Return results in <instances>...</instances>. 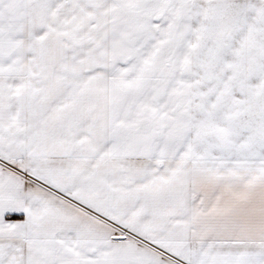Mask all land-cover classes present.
<instances>
[{"label": "snow or ice", "instance_id": "6c2138e0", "mask_svg": "<svg viewBox=\"0 0 264 264\" xmlns=\"http://www.w3.org/2000/svg\"><path fill=\"white\" fill-rule=\"evenodd\" d=\"M0 264H264V0H0Z\"/></svg>", "mask_w": 264, "mask_h": 264}]
</instances>
